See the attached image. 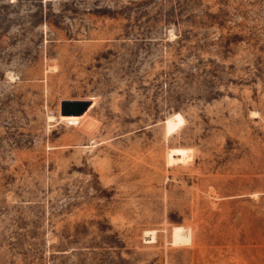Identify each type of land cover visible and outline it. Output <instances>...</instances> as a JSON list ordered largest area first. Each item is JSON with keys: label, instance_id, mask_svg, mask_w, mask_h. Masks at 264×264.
<instances>
[{"label": "rangeland", "instance_id": "obj_1", "mask_svg": "<svg viewBox=\"0 0 264 264\" xmlns=\"http://www.w3.org/2000/svg\"><path fill=\"white\" fill-rule=\"evenodd\" d=\"M0 264H264V0H0Z\"/></svg>", "mask_w": 264, "mask_h": 264}, {"label": "water", "instance_id": "obj_2", "mask_svg": "<svg viewBox=\"0 0 264 264\" xmlns=\"http://www.w3.org/2000/svg\"><path fill=\"white\" fill-rule=\"evenodd\" d=\"M88 105V100L64 99L59 102V113L60 115H80Z\"/></svg>", "mask_w": 264, "mask_h": 264}]
</instances>
